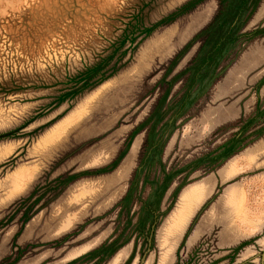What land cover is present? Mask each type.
I'll return each instance as SVG.
<instances>
[{"label": "rangeland", "instance_id": "374dc122", "mask_svg": "<svg viewBox=\"0 0 264 264\" xmlns=\"http://www.w3.org/2000/svg\"><path fill=\"white\" fill-rule=\"evenodd\" d=\"M242 2L0 0V264H264Z\"/></svg>", "mask_w": 264, "mask_h": 264}, {"label": "trees", "instance_id": "16d2710c", "mask_svg": "<svg viewBox=\"0 0 264 264\" xmlns=\"http://www.w3.org/2000/svg\"><path fill=\"white\" fill-rule=\"evenodd\" d=\"M247 2H248V0H243V2L241 3V5L244 7Z\"/></svg>", "mask_w": 264, "mask_h": 264}, {"label": "water", "instance_id": "95a60500", "mask_svg": "<svg viewBox=\"0 0 264 264\" xmlns=\"http://www.w3.org/2000/svg\"><path fill=\"white\" fill-rule=\"evenodd\" d=\"M143 260V259H142Z\"/></svg>", "mask_w": 264, "mask_h": 264}]
</instances>
